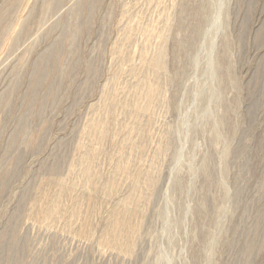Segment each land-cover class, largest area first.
<instances>
[{
	"label": "rangeland",
	"instance_id": "rangeland-1",
	"mask_svg": "<svg viewBox=\"0 0 264 264\" xmlns=\"http://www.w3.org/2000/svg\"><path fill=\"white\" fill-rule=\"evenodd\" d=\"M2 12L0 264H264V0H0ZM140 81L160 95L134 119L123 105ZM58 178L65 209L44 218ZM134 179L139 230L122 253L101 239Z\"/></svg>",
	"mask_w": 264,
	"mask_h": 264
},
{
	"label": "bare ground",
	"instance_id": "bare-ground-1",
	"mask_svg": "<svg viewBox=\"0 0 264 264\" xmlns=\"http://www.w3.org/2000/svg\"><path fill=\"white\" fill-rule=\"evenodd\" d=\"M93 2V1H92ZM94 3V2H93ZM91 10V9H90ZM3 16H4V12H2V14L0 13V22H1V19L3 18ZM0 32H1V28H0ZM164 45V44H163ZM164 47V46H163ZM161 45H160V48H161V50L160 51H158L159 53L157 54V56L154 58V59H150V60H153L152 62H151V67L152 68H154V70H156L157 72L158 71H160V73H158V74H161L162 75V72H161V70L163 71L164 70V68H165V65H164V60H165V49L163 48ZM56 48H57V46H55L51 51H48V52H46V53H44L43 54V57H41L42 59H41V61L36 65V68H35V73H34V89L33 90H35V91H33V94L34 93H36V90H37V88L39 87V85H41V84H43L44 83V81H45V79H46V73L48 74V71H49V69L50 68H52V67H54V66H57V59L55 58V56H54V52H55V50H56ZM159 48V49H160ZM154 57V56H153ZM150 62V61H149ZM150 64V63H149ZM134 70V69H133ZM157 72H156V74H157ZM160 75V76H161ZM44 76H45V79H44ZM139 85H137V87L135 88V91L133 92V94H134V97H132V99H129L128 101H124L125 102V105H123L124 104V102L121 104V105H123V106H125V109H124V111L125 112H127V113H130V116H131V114H133V118L134 119H139V117H140V114H142L143 115V113L145 114L146 112H148V111H150V109L152 108V104H153V102H154V99H155V97L157 96V95H160L159 94V88H157V87H154V88H151L149 91H144L143 90V85H142V81H140L139 83H138ZM42 86V85H41ZM134 90V89H133ZM112 90H110V92H111ZM108 92L109 91H106V96H107V94H108ZM117 92V91H116ZM112 93V92H111ZM110 94V93H109ZM132 94V93H131ZM132 94V95H133ZM104 95V93H103V97H105V99H106V96ZM111 95V94H110ZM112 96V95H111ZM111 96H108V97H110L111 98ZM116 96V95H115ZM107 97V98H108ZM110 98H109V101H110ZM114 98V97H113ZM119 98V97H118ZM157 98V97H156ZM102 99V98H101ZM104 99V98H103ZM103 100L104 102L106 101V100ZM112 99V98H111ZM108 100V99H107ZM118 99H116V101H117ZM156 100V99H155ZM102 101V100H101ZM100 101V102H101ZM101 102L100 104L102 105L104 102ZM109 101H107V102H109ZM115 101V100H114ZM106 103V102H105ZM104 103V104H105ZM118 102H116V104H117ZM120 103V102H119ZM118 103V104H119ZM103 104V105H104ZM107 105H109L108 103H106ZM106 104H105V106L103 107V105H102V107L104 108V110H102V113H101V118L103 117V119L105 118V117H107L106 115L108 114V113H106L107 111L106 110H108V108H110L109 106H106ZM96 107V106H95ZM107 109H106V108ZM111 107H112V105H111ZM113 107H115L114 108V110H116V105L114 104L113 105ZM101 108V107H100ZM124 108V107H123ZM102 109V108H101ZM100 109V110H101ZM106 109V110H105ZM109 110H111V109H109ZM95 111V110H94ZM103 111L105 112V114L103 113ZM97 112V111H96ZM95 114V113H94ZM102 114H104L103 116H102ZM96 118V117H95ZM97 119H98V116H97ZM96 119V120H97ZM102 119V120H103ZM106 119V118H105ZM107 119H109V118H107ZM106 119V120H107ZM95 120V119H94ZM95 120V121H96ZM99 120V119H98ZM133 120V119H132ZM110 121V120H109ZM134 121V120H133ZM132 121V122H133ZM138 121V120H137ZM101 122V121H100ZM100 122H99V128H98V126L96 127V129H97V132H98V139H100V141L103 139L104 140V137L106 136L107 137V135L109 136V134H107L106 135V132H105V129H104V127H105V124H104V126H103V124L102 123H104L105 121L103 120L102 121V125L100 124ZM107 122V121H106ZM105 122V123H106ZM92 123V122H91ZM91 123H89V124H91ZM96 123H98L97 121L95 122V124ZM137 123V122H136ZM26 124V122H25V120H23V123H22V126L24 127V125ZM107 124V123H106ZM131 123H129V125H130ZM134 124H135V122H134ZM93 125V124H92ZM97 125V124H96ZM108 125V124H107ZM128 125V126H129ZM131 125H133V124H131ZM101 126H103V127H101ZM119 126V125H118ZM134 126H136V125H134ZM134 126H132L133 128H135ZM94 127V126H93ZM108 127V126H107ZM111 127V126H110ZM129 128H131V127H129ZM94 129V128H93ZM92 129V127H91V129H90V131H91V133H93L95 130H93ZM132 129V128H131ZM130 129V130H131ZM93 130V131H92ZM127 130L129 131V129L127 128ZM126 131V130H125ZM133 131H134V129H133ZM114 132V131H113ZM137 132V131H136ZM95 134H97L96 132H94ZM93 133V134H94ZM107 133H109V129H108V132ZM128 133V132H127ZM92 134V135H93ZM130 134V133H129ZM89 135H90V132H89ZM113 135H114V133H113ZM112 135V136H113ZM133 135V134H132ZM134 135H136V134H134ZM95 136V138L97 139V137ZM127 138V137H126ZM132 139L131 140H133V137H131ZM92 139V138H91ZM106 139V138H105ZM108 139V138H107ZM129 139V138H128ZM94 140V139H93ZM112 140V139H111ZM126 140V139H125ZM130 140V141H131ZM135 140H136V138H135ZM96 141V140H95ZM106 141V140H105ZM129 141V142H130ZM98 142V141H97ZM122 143H120L122 146H123V142H124V139L121 141ZM129 142L127 143L128 145H130L129 147L131 148V144H129ZM139 142V141H138ZM126 143V142H125ZM135 143H137L136 141H135ZM134 143V144H135ZM126 144V145H127ZM134 144H133V146L132 147H134ZM125 145V144H124ZM136 145V144H135ZM137 146V145H136ZM139 147H140V145H138ZM121 148V147H120ZM124 148V147H123ZM92 149V148H91ZM99 149V148H98ZM97 149V150H98ZM138 149V148H137ZM133 150H135V147H134V149ZM126 151V150H125ZM128 151V150H127ZM130 151V150H129ZM137 151L138 150H136V153H137ZM91 151L89 150V153H90ZM100 152V151H99ZM120 152H123V150L122 151H120ZM120 152H119V154H120ZM87 153H88V151H87ZM124 153V152H123ZM91 154V153H90ZM90 154H89V156H90ZM122 154V153H121ZM120 154V155H121ZM124 154H126V152L124 153ZM124 154L122 155L123 157H124ZM129 154V153H128ZM88 155V154H87ZM87 155L85 156V157H87ZM98 156V155H97ZM128 156V155H127ZM126 156V157H127ZM120 157V156H119ZM118 157V158H119ZM89 158V157H88ZM87 158V159H88ZM92 158V157H91ZM135 158V157H134ZM84 159V158H83ZM87 159H85V167H86V161H87ZM93 159V158H92ZM91 159V160H92ZM117 159V158H116ZM122 159H125V158H121V160ZM127 159V158H126ZM126 159H125V161H126ZM91 160L90 161H88V162H90L91 163ZM134 161V160H133ZM116 162V161H115ZM122 162V161H121ZM126 162H129V161H126ZM90 163H88L90 166H91V164ZM118 163V162H117ZM135 163V162H134ZM88 164H87V166H88ZM122 164H124V162H122L121 163V165ZM116 165H118V164H116ZM125 166H126V164H125ZM153 166V165H152ZM83 167H84V165H83ZM118 167V166H117ZM131 167V166H130ZM156 168V167H155ZM85 168H83V170H84ZM87 169H88V167H87ZM151 169V168H150ZM86 170V169H85ZM84 170V171H85ZM91 170H93V169H91ZM117 170V169H116ZM84 171H82V175H84L83 174V172ZM121 171V170H120ZM120 171H119V173H120ZM145 171V170H144ZM154 171V170H153ZM155 171H156V169H155ZM91 172V171H90ZM93 172V171H92ZM89 173L88 171H86V176L85 177H88V176H90V174H92V178H93V176H95V172L94 173ZM143 173V172H142ZM153 172H151V174H148L147 176V178H146V180L147 181H149V180H151V183H152V181H153V174H152ZM141 174V173H140ZM157 174V173H156ZM129 175V174H128ZM139 175V174H138ZM137 175V176H138ZM141 176H144V175H141ZM84 177V179L86 180V178ZM90 177V178H91ZM117 177V176H116ZM145 177H146V175H145ZM139 178V177H138ZM143 178V177H142ZM61 179V178H60ZM62 179H64V178H62ZM61 179V180H62ZM119 179V178H118ZM137 179V178H136ZM61 180H59V178H58V181H57V185L59 186V193H58V190H56L57 191V194H55V198H54V200L52 201V202H50L49 201V205H47L45 208L43 207V209H42V204L40 205L41 206V209L39 210V208H38V210H34V212L36 213V211H38L37 212V214L38 213H41L42 215H43V217L44 218H49V217H58L63 211L62 210H64L63 209V207L64 206H62V204L63 203H61V201L63 200H61V197L62 196H64L65 197V195L63 194L64 192L65 193H67V191H65L66 190V186H65V184H66V182H65V184L63 183V180L61 181ZM84 180V182L83 183H85L86 181ZM90 180V179H89ZM135 180V179H134ZM145 180V181H146ZM155 180V179H154ZM65 181V180H64ZM92 181V180H91ZM90 181V183H93L94 182V180H93V182H91ZM136 181V182H135ZM134 182H135V184L133 185L134 187H133V189H132V191H134L132 194L131 193H129V194H131L130 196H127L126 195V198H124L125 200H123V202H119L118 203V205H120V206H118V209H115L114 211H113V214H112V217L110 218V222L108 223V228H105V229H107V230H105L106 232L105 233H103L104 235H103V237H102V239H101V241H102V244L103 245H105V246H107V247H110L111 249H114V250H116V251H119V252H124V253H128V252H130L131 251V249L133 248L132 247V244H133V241H134V239H135V237H136V235H137V233H138V230H139V224L138 223H136L135 224V222H134V217H135V215H136V212H137V204H138V201H139V199H138V196H137V191L140 189V182L141 181H139V180H135ZM144 181V180H143ZM87 183V185H88V182H86ZM109 183V182H108ZM110 183H111V181H110ZM142 183H144V182H142ZM74 183H72V185H73ZM76 185V184H75ZM107 185V184H106ZM109 185V184H108ZM108 185H107V187H108ZM146 185V184H145ZM92 186V185H91ZM57 187V186H56ZM72 186H70V188H71ZM76 187H77V185H76ZM75 187V188H76ZM85 187H86V185H85ZM107 187H106V189H107ZM112 187V186H111ZM69 188V190H70V192H71V189H73V187L70 189ZM82 188H84L83 186H82ZM93 187H91V189H92ZM58 189V188H57ZM86 190H87V188H85ZM84 189V190H85ZM105 189V190H106ZM108 189H110V185H109V187H108ZM107 189V190H108ZM112 189V188H111ZM83 190V191H84ZM89 190V189H88ZM88 190L87 191H85V192H88ZM104 190V191H105ZM85 192H82L81 191V193H82V195L85 193ZM110 191H108V193H109ZM130 192V191H129ZM146 192V191H145ZM80 193V194H81ZM105 193H107V191L105 192ZM108 193H107V195H108ZM85 195H87V193L85 194ZM92 195V194H91ZM105 195V194H104ZM143 195V194H142ZM76 196V195H75ZM84 196V195H83ZM93 196H94V194H93ZM111 196V195H110ZM79 197H80V195H79ZM78 196L76 197V198H79ZM85 197V196H84ZM107 197V196H106ZM47 198V197H46ZM66 198V197H65ZM65 198H64V201H65ZM92 198V197H91ZM143 198H145V197H143ZM83 199V198H82ZM46 200V199H45ZM88 200V199H87ZM94 201V200H93ZM144 201V200H143ZM44 202H46V201H44ZM63 202V201H62ZM75 202V201H74ZM80 202H82L83 203V201H81V199H80ZM90 202V201H89ZM47 203V202H46ZM82 203H80V204H82ZM93 204H94V202H92ZM74 204V203H73ZM79 204V203H78ZM79 204V205H80ZM64 205V204H63ZM76 204H74V210H75V208H77L76 206H75ZM85 205H86V203H85ZM87 205H89V204H87ZM92 204L90 203V206H91ZM116 205V204H115ZM114 205V206H115ZM72 206V205H71ZM78 206V205H77ZM87 207V206H86ZM89 207V206H88ZM117 207V206H116ZM36 208V207H35ZM36 208V209H37ZM92 208H94L93 206L91 207V209ZM114 208V207H113ZM112 208V209H113ZM90 208H89V211L88 212H90L91 213V210ZM95 209V208H94ZM72 210V209H71ZM87 210V209H86ZM82 211H84V209H82ZM82 211L80 210V206H79V209H76L75 211H71V212H73V213H75V215L76 214H78L79 212H81L82 213ZM87 211H85L84 213H86ZM93 212H95V211H93ZM93 212L91 213V214H93ZM110 212V211H109ZM72 213V214H73ZM111 213H112V210H111ZM71 214V215H72ZM83 214V213H82ZM90 214V215H91ZM78 215H80V214H78ZM78 215H76V216H78ZM86 215H88V213H86ZM86 215H84L85 217H86ZM73 216V215H72ZM71 216V217H72ZM76 216H74V218L76 219ZM80 216H82V215H80ZM89 216V215H88ZM91 216H93V215H91ZM78 218H79V216H78ZM84 218V217H83ZM89 219V218H88ZM71 220V219H70ZM84 220H86V219H84ZM15 221V220H14ZM69 221V220H68ZM137 222H138V220H137ZM264 222V221H263ZM70 223V222H69ZM11 224V223H10ZM89 224V223H88ZM88 224H83L82 225V227H80V229L82 228V230H89L88 229V227L87 226H89ZM12 225V224H11ZM72 225V224H71ZM10 228V227H9ZM13 229V228H12ZM10 230V229H9ZM1 240V239H0ZM9 240V239H8ZM6 241V240H5ZM115 252V251H114ZM5 253V252H4ZM16 253V252H15ZM116 254V253H115ZM17 255V254H16ZM124 255V254H123ZM127 256V255H126ZM2 259V258H1ZM0 259V260H1Z\"/></svg>",
	"mask_w": 264,
	"mask_h": 264
}]
</instances>
